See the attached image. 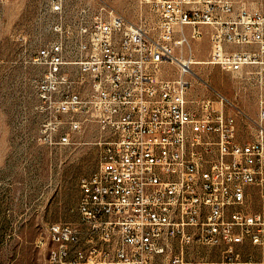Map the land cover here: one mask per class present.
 Here are the masks:
<instances>
[{
	"label": "built area",
	"instance_id": "1",
	"mask_svg": "<svg viewBox=\"0 0 264 264\" xmlns=\"http://www.w3.org/2000/svg\"><path fill=\"white\" fill-rule=\"evenodd\" d=\"M153 20L107 2L45 0L51 36L31 56L40 137L95 145L78 223L54 222L60 264H264V11L233 0H143ZM210 28L208 64L260 66L256 131L240 140L219 91L190 97L193 44ZM185 59V61H183ZM209 86V85H208ZM255 248L256 251H252Z\"/></svg>",
	"mask_w": 264,
	"mask_h": 264
},
{
	"label": "rangeland",
	"instance_id": "2",
	"mask_svg": "<svg viewBox=\"0 0 264 264\" xmlns=\"http://www.w3.org/2000/svg\"><path fill=\"white\" fill-rule=\"evenodd\" d=\"M101 1L132 21L155 18L143 0ZM233 1L237 6L264 11V0ZM45 8V0H0V264H60L53 257L56 246L48 238L49 226L78 223L74 208L80 180L99 163L95 145L51 147L41 140L35 81L43 68L33 65L31 56L51 36ZM203 30L193 44L194 57L207 61L210 28ZM192 68L190 97H213L217 90L250 118L231 104L226 110L256 129L252 120L258 114L260 66L234 72L208 63ZM249 139L252 136L245 129L240 132V140ZM248 198L249 209L264 208V198L256 188Z\"/></svg>",
	"mask_w": 264,
	"mask_h": 264
},
{
	"label": "crops",
	"instance_id": "3",
	"mask_svg": "<svg viewBox=\"0 0 264 264\" xmlns=\"http://www.w3.org/2000/svg\"><path fill=\"white\" fill-rule=\"evenodd\" d=\"M237 126H238V131L239 132H241V131H243L245 129L247 131L248 135H252L256 131L255 127L254 128L251 127L250 124H248V122L245 119H243V118H237Z\"/></svg>",
	"mask_w": 264,
	"mask_h": 264
},
{
	"label": "bare ground",
	"instance_id": "4",
	"mask_svg": "<svg viewBox=\"0 0 264 264\" xmlns=\"http://www.w3.org/2000/svg\"><path fill=\"white\" fill-rule=\"evenodd\" d=\"M183 61H185V59H183ZM207 63L204 59H196L195 60V64L199 65V64H205Z\"/></svg>",
	"mask_w": 264,
	"mask_h": 264
}]
</instances>
